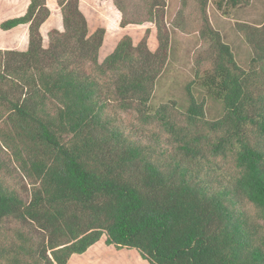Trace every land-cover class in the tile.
<instances>
[{
    "label": "trees",
    "instance_id": "1",
    "mask_svg": "<svg viewBox=\"0 0 264 264\" xmlns=\"http://www.w3.org/2000/svg\"><path fill=\"white\" fill-rule=\"evenodd\" d=\"M208 1L180 0L177 15L208 46L195 69L222 103L210 121L192 96L184 113L149 108L169 54L165 0H147L143 20L113 0L119 28L150 27L103 58L106 30L89 31L79 0H29L0 24L27 26L25 51H0V264H75L98 245L136 264H264V24L236 25L243 70ZM213 2L228 15L249 0ZM52 7L62 29L44 47Z\"/></svg>",
    "mask_w": 264,
    "mask_h": 264
},
{
    "label": "rangeland",
    "instance_id": "2",
    "mask_svg": "<svg viewBox=\"0 0 264 264\" xmlns=\"http://www.w3.org/2000/svg\"><path fill=\"white\" fill-rule=\"evenodd\" d=\"M50 1L48 0V4ZM79 1L80 10L88 22L89 31L92 32L98 27H103L106 30L100 58L110 53L115 43L123 35H129L136 43L142 37L143 31L150 27L148 24H143L142 26L128 25L124 29L119 28L120 15L113 7V0ZM119 2L127 11L128 16L133 15L137 19L143 20L148 8L147 0H119ZM28 3L29 0H0V24L8 19L23 15ZM213 3V0H209L207 5V17L210 25L219 32L222 41L229 46L237 66L247 70L252 55L242 35L236 30V25L246 24L253 28L263 26L264 0H249L247 6L229 9L228 15H223ZM165 4V22L170 32L169 54L165 69L155 82L149 108L154 110L161 104L173 103L180 113H184L189 104V96H192L197 102H203L206 120L218 119L223 113L222 103L211 97L199 84L198 78L204 69L200 70L198 74L195 69L198 55L208 50L207 43L193 31L187 13H185V18L182 17L183 20L177 15L180 0H165ZM189 8L191 9L192 5ZM49 10V17L40 28L44 47L47 46V33L62 29L59 10L55 7L49 8ZM179 22L184 30H188V33H183L173 27V23ZM26 47L27 26H19L9 31L0 29V51L22 52L26 50ZM180 115L182 116V114ZM4 156V152L0 151V163L5 158ZM4 226L11 228L9 226H12V223H6ZM124 253L129 254V252ZM124 253L108 255L98 245L89 250L81 259L76 260L75 264H136L128 257L129 255ZM103 255L106 258H103Z\"/></svg>",
    "mask_w": 264,
    "mask_h": 264
},
{
    "label": "crops",
    "instance_id": "3",
    "mask_svg": "<svg viewBox=\"0 0 264 264\" xmlns=\"http://www.w3.org/2000/svg\"><path fill=\"white\" fill-rule=\"evenodd\" d=\"M88 252H89V251H88ZM88 252H87V253H88ZM81 258H82V257H81ZM81 258H80V259H81ZM101 258H102V256H101ZM103 258H106V257L103 255Z\"/></svg>",
    "mask_w": 264,
    "mask_h": 264
}]
</instances>
